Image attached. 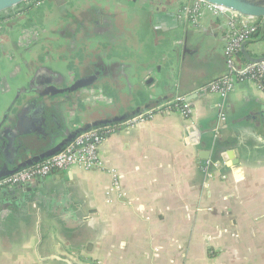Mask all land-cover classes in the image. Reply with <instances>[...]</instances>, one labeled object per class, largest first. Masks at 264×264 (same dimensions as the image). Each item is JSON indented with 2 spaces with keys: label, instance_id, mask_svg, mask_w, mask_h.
<instances>
[{
  "label": "crops",
  "instance_id": "crops-1",
  "mask_svg": "<svg viewBox=\"0 0 264 264\" xmlns=\"http://www.w3.org/2000/svg\"><path fill=\"white\" fill-rule=\"evenodd\" d=\"M160 1L150 12L161 37L147 49L148 85L165 98L189 96L227 73V19L206 15L199 26H182L175 11L194 0ZM141 35L149 40L151 32ZM220 103L199 94L188 119L168 112L106 137L100 153L121 174L126 201L106 202V172L74 167L43 178L30 208L38 213L24 210L34 236L0 240V264H264V91L240 83L221 115Z\"/></svg>",
  "mask_w": 264,
  "mask_h": 264
},
{
  "label": "flooded vegetation",
  "instance_id": "flooded-vegetation-1",
  "mask_svg": "<svg viewBox=\"0 0 264 264\" xmlns=\"http://www.w3.org/2000/svg\"><path fill=\"white\" fill-rule=\"evenodd\" d=\"M160 3L26 0L1 13L0 137L12 138L15 129L26 128L20 111L25 102L28 125L58 134L89 124L92 129L106 128L124 115L169 100L167 91L160 93L148 85L154 79L145 62L148 46L160 41L161 27L149 24L150 12L159 10ZM142 30L151 32L149 40L142 37ZM145 81L148 88L143 90L139 85ZM135 94L139 99L132 98ZM2 157L11 163L15 156L7 152ZM6 192L0 193V240L34 236L25 205L14 199L21 191ZM16 209L23 211L17 222L11 215Z\"/></svg>",
  "mask_w": 264,
  "mask_h": 264
},
{
  "label": "built area",
  "instance_id": "built-area-1",
  "mask_svg": "<svg viewBox=\"0 0 264 264\" xmlns=\"http://www.w3.org/2000/svg\"><path fill=\"white\" fill-rule=\"evenodd\" d=\"M206 15L227 19L228 37L224 48L227 73L202 86L198 91L216 94L223 99L240 83H249L264 91V60L260 62L237 63L242 44L251 39L258 30V20L245 17L229 8L210 3L206 0H194L192 3L180 4L175 11L178 24L199 26ZM261 25V23H260ZM178 112L185 119L191 117L193 106L187 96L178 95L123 122L131 128L145 123L159 114ZM224 118V116H223ZM116 126L96 128L77 136L62 151L46 160L22 169L0 180V185L27 183L35 179L46 178L54 171L69 172L77 167L83 171H102L111 176L110 185L105 190V200L109 204L128 200L127 191L122 185V176L118 169L110 166L100 153L106 137L115 132Z\"/></svg>",
  "mask_w": 264,
  "mask_h": 264
},
{
  "label": "water",
  "instance_id": "water-1",
  "mask_svg": "<svg viewBox=\"0 0 264 264\" xmlns=\"http://www.w3.org/2000/svg\"><path fill=\"white\" fill-rule=\"evenodd\" d=\"M26 0H0V14L3 12H7L10 9L14 8L15 6L25 2ZM210 3L222 5L230 10L239 13L242 16L249 17L255 20H258L261 23V26L264 27V24L262 21H264V0H206ZM262 20V21H260ZM245 41L240 49V53L242 54V57L237 58V63L241 65L243 63V60L246 62H260L264 60V54H262V46L261 44H256L254 51L251 52L247 49L248 42ZM185 51L191 52V50L185 45ZM199 94H206L204 92L197 91L194 94H191L187 96V99L189 101H192L193 98H196ZM21 112H22V121L23 126L26 128L21 127V129H15L14 135L11 138L10 136H3L0 137V154L6 156V153L12 154L14 157L13 162L8 163V160L6 157L0 158V180L12 175L22 169H25L27 167H30L32 165H35L37 163H40L47 158L54 156L58 152L62 151L69 143H71L77 136L80 134L92 130V125H86L85 127L81 129L76 130H66L64 133H58L48 131V129L40 128L39 125H28V117L26 114V108L28 105V102H25V104H22ZM152 107V106H151ZM146 107L142 110H138L136 112H133L129 115H124L121 118L118 119V121L111 122L110 126H116L117 128L123 125V122L130 119L133 116L139 115L146 111L147 109L151 108ZM222 113V107L219 110V114ZM27 121V123H25ZM95 125V124H93ZM124 126V125H123ZM128 128V127H127ZM41 129H44L41 130ZM216 134V132H214ZM50 135H53L52 137H48ZM45 136V137H44ZM222 143H218L217 136L214 138L212 145L215 148L216 151L219 150ZM12 149L14 152H12ZM201 160V166L204 168L208 165V157L202 156ZM4 158V159H3ZM3 159V160H2ZM2 160V161H1ZM59 174H62V172H59ZM45 188V180L39 179V180H33L28 183H24V185H14L13 187H9V189H0V193L6 190V194H16L18 191H21L20 193H17L14 197L18 201V203H23L24 210L26 213H30L33 216H36L38 213L37 211H32L30 208H36L37 202L39 198V192H41L42 189ZM23 195V196H22ZM29 201V203H28ZM31 204V206H30ZM55 209H57L58 204L53 205ZM17 214H20L19 210ZM7 213V212H5ZM14 213V211H13ZM13 213L11 215H13ZM4 212H2V215ZM21 215V214H20ZM61 218V217H60ZM58 219V218H57ZM62 219V218H61ZM59 220V219H58Z\"/></svg>",
  "mask_w": 264,
  "mask_h": 264
},
{
  "label": "rangeland",
  "instance_id": "rangeland-1",
  "mask_svg": "<svg viewBox=\"0 0 264 264\" xmlns=\"http://www.w3.org/2000/svg\"><path fill=\"white\" fill-rule=\"evenodd\" d=\"M261 45H262V47H264V38L261 39ZM147 49H149V51H152L153 50L152 48H149V46H148ZM145 84H147L146 81L145 82H142V85H139V88H142L143 90H145L144 89V87H145L147 89L148 87H146ZM139 97H140V94H135L132 98L133 99H139Z\"/></svg>",
  "mask_w": 264,
  "mask_h": 264
},
{
  "label": "trees",
  "instance_id": "trees-1",
  "mask_svg": "<svg viewBox=\"0 0 264 264\" xmlns=\"http://www.w3.org/2000/svg\"><path fill=\"white\" fill-rule=\"evenodd\" d=\"M262 21V20H260ZM264 31V27L260 25V23L258 24V30L256 31V33L253 34L252 37H258L262 32Z\"/></svg>",
  "mask_w": 264,
  "mask_h": 264
}]
</instances>
